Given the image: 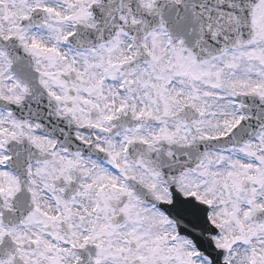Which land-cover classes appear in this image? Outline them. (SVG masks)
I'll list each match as a JSON object with an SVG mask.
<instances>
[{
    "label": "snow or ice",
    "instance_id": "1",
    "mask_svg": "<svg viewBox=\"0 0 264 264\" xmlns=\"http://www.w3.org/2000/svg\"><path fill=\"white\" fill-rule=\"evenodd\" d=\"M0 264H264V0H0Z\"/></svg>",
    "mask_w": 264,
    "mask_h": 264
}]
</instances>
